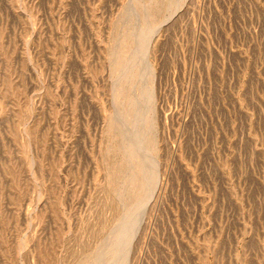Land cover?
Instances as JSON below:
<instances>
[{"label": "rangeland", "instance_id": "1", "mask_svg": "<svg viewBox=\"0 0 264 264\" xmlns=\"http://www.w3.org/2000/svg\"><path fill=\"white\" fill-rule=\"evenodd\" d=\"M156 1L0 0V264H264V0Z\"/></svg>", "mask_w": 264, "mask_h": 264}, {"label": "bare ground", "instance_id": "2", "mask_svg": "<svg viewBox=\"0 0 264 264\" xmlns=\"http://www.w3.org/2000/svg\"><path fill=\"white\" fill-rule=\"evenodd\" d=\"M151 1V0H150ZM156 1V0H155ZM159 2V1H158ZM152 3V2H151ZM155 4H157V1L155 2ZM154 4V5H155ZM162 4H163V2H162ZM161 4V5H162ZM144 5V4H143ZM154 5H152V6H154ZM136 8V7H135ZM139 8V7H138ZM142 8V7H141ZM128 9H130V7L128 8ZM145 9H146V7H145ZM147 9H148V7H147ZM146 9V10H147ZM154 10H155V8H154ZM153 10V11H154ZM138 11V10H137ZM145 11V10H144ZM150 11H152L150 8H149V13H147V16H148V14L150 15V14H152V12L150 13ZM146 12V11H145ZM144 12V13H145ZM140 14V13H139ZM137 15V14H136ZM135 15V16H136ZM145 16H146V13H145ZM123 18V17H122ZM131 18V17H130ZM127 26V25H126ZM130 27H131V25H130ZM127 30L129 31H133V30H131V29H129V28H127ZM127 30H124V33L127 31ZM129 31V32H130ZM131 33V32H130ZM129 33V34H130ZM133 34V33H132ZM126 36H128V34L126 35ZM121 37H123V41H124V43H126L127 41H126V39L124 40V38H125V35L123 36H121ZM128 38H132V36H128ZM127 38V40H129L130 41V39H128ZM122 38H120V40H119V43H120V41H121V43H123L122 42V40H121ZM120 43V44H121ZM122 44L123 46L122 47H124V45L125 44ZM142 43V42H141ZM130 43L128 42V44L126 43V45H129ZM141 46V45H140ZM144 46H145V43H144ZM143 46V47H144ZM120 47H121V45H120ZM119 47V49L121 50L120 52L122 53V54H128V50L125 52V50H122V49H124V48H120ZM142 47V46H141ZM142 47V48H143ZM126 49L127 48H129V46L128 47H125ZM119 49H118V51L117 52H119ZM141 49V48H140ZM113 50V49H112ZM117 50V49H116ZM143 51V50H142ZM123 52H125V53H123ZM139 52V51H138ZM117 54V53H116ZM141 55V54H140ZM119 56H120V53H119ZM122 56V55H121ZM125 56V55H124ZM124 56H122V57H120V59L121 58H124ZM136 56V55H135ZM116 57V56H115ZM119 58V57H118ZM120 59H117V60H120ZM133 65V64H132ZM134 65H135V63H134ZM148 66V65H147ZM146 66V67H147ZM150 66V69H149V82H151L154 78H155V70H154V68L151 66V65H149ZM134 67V66H133ZM135 68H136V66H135ZM134 68V69H135ZM128 71V70H127ZM140 73V72H139ZM142 73V72H141ZM124 74V73H123ZM122 74V75H123ZM126 74V73H125ZM143 74V73H142ZM121 75V76H122ZM139 75V74H138ZM138 75H136L135 73H134V71L131 73V74H126V76H123V77H125V83H126V85L128 86V84H133L134 82L136 83V76L138 77ZM146 75V76H147ZM141 76V75H140ZM139 76V77H140ZM144 76V75H143ZM121 78V80H123V78L122 77H120ZM145 78V77H144ZM148 78V77H147ZM134 80V81H133ZM124 81V80H123ZM123 81H121L122 82V84H124V82ZM121 84V83H120ZM150 84V83H149ZM129 85V86H130ZM124 86V85H123ZM128 86V87H129ZM149 87V86H148ZM122 89L123 88H121V91H122ZM124 89H125V87H124ZM126 89H129V88H126ZM125 89V90H126ZM120 90V89H119ZM136 90V89H135ZM143 90H145V92H146V95H147V97L146 98H149V100H151V102H152V108L151 109H148L147 111H145V109L143 110V109H141V110H143L142 112H138V110L136 111V112H132V114H130L129 116H130V118L131 119H129V123H130V125H131V127H130V129H129V132L128 131H126V136H125V143H127L126 145L127 146H123V149H124V151L125 152H128V156H129V159H130V161H131V163H134V164H132V168H131V173L129 174V176L125 179V181L124 182H122L123 183V185H124V183H125V187H123L124 189L126 188V190H124V191H122L123 193L125 192L126 194H130L129 193V191L131 192V194L130 195H132V193L134 192L135 194H136V196H140L139 195V192H142V190L144 191L150 184H151V181L153 180V178H154V176H155V174H151V172L149 171L148 173H147V175H144V177H143V175L141 174L142 172L141 171H144L145 170V165H141L140 164V159L142 158V157H144V156H141L140 157V154L142 155V154H144V152L143 153H141L140 151H138V150H143L142 148H144L145 146H144V144H146L147 143V138H145L144 136L146 135V133H145V131H143L142 130V128H144V127H140L141 125L143 126H145V125H147V128L148 127H150V130L151 129H153V127H154V125H155V120H156V112H155V106H154V101H155V94H156V90H155V88H152V89H150V87L148 88V90H146V87L143 89ZM124 91V90H123ZM142 91V90H141ZM127 92H128V90H127ZM130 92V91H129ZM121 92L119 91V94H120ZM133 93H134V91H133ZM142 93H143V91H142ZM142 93H139L138 95H139V97H143L144 96V94H142ZM118 94V95H119ZM131 94V93H130ZM135 94V93H134ZM137 94V93H136ZM136 94H135V96H136ZM138 95L136 96V97H138ZM142 95V96H141ZM120 96V95H119ZM121 97V96H120ZM127 97H129V95L128 96H126L125 98H126V100H124V101H127V102H131L130 104H131V108H133L134 106L132 105V103L133 102H136V100H134L133 99V96H131L130 98H128V100H127ZM121 98H123V93H122V97ZM138 99V98H137ZM145 99V98H144ZM143 100V99H142ZM141 100V101H142ZM148 99H147V101H149ZM119 101V100H118ZM137 101H139V102H141L140 100H137ZM147 101H145L146 102V104H147ZM121 102H123V101H121ZM126 102V103H127ZM120 103V102H119ZM142 103V102H141ZM144 103V102H143ZM149 103V102H148ZM145 104V103H144ZM151 103H149L147 106H149ZM126 105H128L129 106V103L128 104H126ZM137 106V105H136ZM144 106V105H143ZM150 107V106H149ZM148 107V108H149ZM135 108V107H134ZM139 108V107H138ZM137 107L135 108V109H138ZM141 108V107H140ZM144 108H146V107H144ZM147 109V108H146ZM130 110V109H129ZM149 111V112H148ZM145 112H148L149 113V116H148V113L146 114ZM121 118V117H120ZM123 118V117H122ZM125 118V117H124ZM121 120V119H120ZM117 123V122H116ZM128 123V122H127ZM113 124H115V122L113 123ZM112 125V124H111ZM116 125V124H115ZM115 125H113V126H111V128H113ZM129 126V125H128ZM129 128V127H128ZM126 129H127V127H126ZM155 129V128H154ZM142 130V132H144L145 133V135L143 136V137H140L141 138V140L140 139H138V140H140V141H133L132 140V138H131V141H130V137H132L133 136V134L135 133H139V132H137V131H141ZM141 133H139L138 134V138H139V135H140ZM143 134V133H142ZM137 135V134H136ZM150 135V134H149ZM154 135V134H153ZM142 136V135H141ZM147 137H148V135H147ZM136 138H137V136H136ZM135 138V140H137ZM150 138V137H149ZM152 138V137H151ZM134 139V138H133ZM150 142H151V139L149 140ZM149 141H148V144H149ZM146 142V143H145ZM147 144V145H148ZM146 145V146H147ZM148 149H150V148H148ZM147 149V150H148ZM150 151V150H149ZM140 152V153H139ZM146 152V151H145ZM139 153V154H138ZM115 155V154H114ZM124 156V155H123ZM145 158V157H144ZM143 158V160L145 161V159ZM142 160V161H143ZM143 161V163H145V162H147V161H145L144 162ZM147 165V164H146ZM149 165V164H148ZM146 170H149V169H147L146 168ZM146 170H145V172H146ZM153 173V172H152ZM146 174V173H145ZM125 175V174H124ZM124 175H123V177H124ZM120 179V178H119ZM124 180V179H123ZM122 185V186H123ZM133 185V186H132ZM135 190H136V192H135ZM139 190V191H138ZM138 192V193H137ZM118 193V192H117ZM134 194V195H135ZM130 195H128V196H130ZM133 196V195H132ZM136 196H135V198H136ZM124 197V196H123ZM132 198H134V197H132ZM131 198V196L129 197V199H132ZM140 198V197H139ZM135 200V199H134ZM134 200H131V202H133ZM128 202V201H127ZM126 202V204H128ZM130 201H129V203H131ZM125 205V204H124ZM128 211H127V214H125V217H126V215H127V217H128ZM132 215V214H131ZM133 216V215H132ZM132 216L131 217H129V218H132ZM137 219V218H136ZM130 220V219H129ZM133 221V220H132ZM131 220L130 221H127V223H129L130 222V226L131 227H133V225H132V222ZM135 221V220H134ZM136 223V222H135ZM136 226V225H135ZM130 230L132 231H134L135 229L133 228V229H130L129 228V224H126L124 227H122V228H120V230L117 232L118 234H116V237H115V239H114V241H116V243L119 241H117V238L118 239H120V240H123L124 241V239L127 237V235H128V233L130 232ZM135 232V231H134ZM133 233V232H132ZM113 241V243H115ZM127 241H128V239H127ZM127 241H126V243H127ZM120 242V241H119ZM118 242V243H119ZM113 243H112V246H115V244L113 245ZM121 243V242H120ZM119 243V244H120ZM123 243V242H122ZM125 243V244H126ZM119 246V245H118ZM126 246V245H125ZM120 247V246H119ZM119 247H118V249H119ZM116 248L117 247H111V249L109 248L108 250H107V253L108 254H112V255H116V253H118V252H121L120 250H118V252L116 251ZM122 248V247H121ZM123 250V249H122ZM123 252V251H122ZM119 254V253H118ZM109 256V255H108ZM113 256V257H114ZM117 256H119V255H117ZM121 257V256H120ZM120 257H118V258H120ZM117 258V259H118ZM123 259V258H122ZM125 259V258H124ZM121 260V259H120ZM85 261V260H84ZM114 261V260H113ZM118 261V260H117ZM124 261V260H123ZM116 261H114L113 263H115ZM121 262H122V260H121ZM120 262V264H124V262H122L121 263ZM112 262H111V264H113ZM116 263H118V262H116Z\"/></svg>", "mask_w": 264, "mask_h": 264}]
</instances>
